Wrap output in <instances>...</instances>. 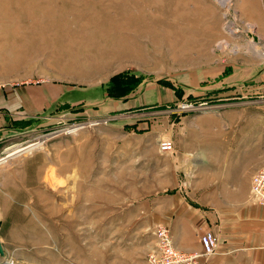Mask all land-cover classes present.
Instances as JSON below:
<instances>
[{"label": "rangeland", "instance_id": "1", "mask_svg": "<svg viewBox=\"0 0 264 264\" xmlns=\"http://www.w3.org/2000/svg\"><path fill=\"white\" fill-rule=\"evenodd\" d=\"M243 135L264 0H0V264H149L184 185L243 187Z\"/></svg>", "mask_w": 264, "mask_h": 264}, {"label": "crops", "instance_id": "2", "mask_svg": "<svg viewBox=\"0 0 264 264\" xmlns=\"http://www.w3.org/2000/svg\"><path fill=\"white\" fill-rule=\"evenodd\" d=\"M221 128L230 132L233 126ZM243 137L246 138L238 143L245 148L244 154L238 156L241 161L235 163L232 177L243 179V187L237 189L233 184H221L225 177L212 173L210 184L193 188L191 182L184 185L165 210L163 223L170 229L173 244L181 251L201 252L200 236L207 230L214 233L215 251L200 257L199 264H264V205L252 199L249 186L252 174L264 167V160L260 162L257 158L260 154L264 157V145L256 144L258 135ZM261 138L264 139V135ZM253 143L255 145L249 147ZM251 156L257 160L252 162ZM234 194L241 198L236 199ZM225 195H233V198L222 200L220 197Z\"/></svg>", "mask_w": 264, "mask_h": 264}, {"label": "built area", "instance_id": "3", "mask_svg": "<svg viewBox=\"0 0 264 264\" xmlns=\"http://www.w3.org/2000/svg\"><path fill=\"white\" fill-rule=\"evenodd\" d=\"M171 147L172 144L169 141H164L161 144L163 150H169ZM250 194L255 202L264 205V167L251 176ZM155 233L158 239V249L156 252L150 253L149 264H199L198 259L214 253L217 244L214 233L207 230L200 236L202 251L185 252L178 250L173 245L168 229L164 224H159Z\"/></svg>", "mask_w": 264, "mask_h": 264}]
</instances>
